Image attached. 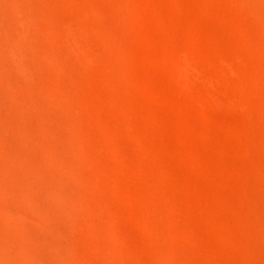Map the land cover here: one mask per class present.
<instances>
[{"label": "rangeland", "instance_id": "obj_1", "mask_svg": "<svg viewBox=\"0 0 264 264\" xmlns=\"http://www.w3.org/2000/svg\"><path fill=\"white\" fill-rule=\"evenodd\" d=\"M0 264H264V0H0Z\"/></svg>", "mask_w": 264, "mask_h": 264}]
</instances>
